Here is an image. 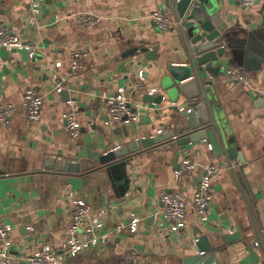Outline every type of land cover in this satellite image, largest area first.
<instances>
[{"label":"crops","instance_id":"obj_1","mask_svg":"<svg viewBox=\"0 0 264 264\" xmlns=\"http://www.w3.org/2000/svg\"><path fill=\"white\" fill-rule=\"evenodd\" d=\"M216 1L234 47L215 64L212 96L239 155L229 164L208 141L179 145L176 135L102 165L99 157L112 145L171 128L165 110L143 106L139 91L157 93L168 60L183 62L177 25L162 30L151 17L159 10L177 20L174 12L164 0H46L38 11L28 0H0V24L9 25L23 43L0 45V101L14 105L9 124L0 126V218L13 226L17 264H31L26 256L44 245L63 247L75 199L90 205L87 227L96 241L67 256L65 264H192L190 259L209 255L198 245L204 236L217 245L209 264H264V0L248 7L240 0ZM81 12L99 20L85 27L75 16ZM77 49L87 56L84 67L73 69ZM227 66L247 71L251 83L229 80ZM57 79H63V89H56ZM30 87L44 96L39 121L26 115L23 95ZM120 90L138 121L111 118V101ZM73 100L81 124L77 138L65 120ZM48 156L80 162L83 170L48 169ZM185 157L196 166L177 177ZM213 163L219 171L206 218L190 207L185 226L173 230L162 194L180 190L191 200ZM134 216L140 218L136 231L113 232ZM230 233L238 235L227 240Z\"/></svg>","mask_w":264,"mask_h":264},{"label":"water","instance_id":"obj_2","mask_svg":"<svg viewBox=\"0 0 264 264\" xmlns=\"http://www.w3.org/2000/svg\"><path fill=\"white\" fill-rule=\"evenodd\" d=\"M164 2L179 21L177 29L182 44L183 62L168 60L159 74V91L155 93L156 91L144 88L139 94L143 106L154 109L156 113L160 109L165 110V123L171 128L135 138L122 145H112L99 157V164L105 165L143 148L174 139L179 145L208 141L216 155H224L229 164H232V159L239 153L237 147L227 140L226 122L222 111L214 104L211 88L213 80L210 77L215 75V64L234 47L233 32L223 21L216 0ZM141 50L148 51L145 48ZM239 158L243 159L242 156ZM46 160V168L58 171L79 172L84 167V164L66 158L48 156ZM237 235L227 234L226 239L231 240ZM198 245L201 251H207L209 255L207 258L196 256L190 259L191 263L209 264L215 257L213 250L217 245L209 244L206 236L199 240Z\"/></svg>","mask_w":264,"mask_h":264},{"label":"built area","instance_id":"obj_3","mask_svg":"<svg viewBox=\"0 0 264 264\" xmlns=\"http://www.w3.org/2000/svg\"><path fill=\"white\" fill-rule=\"evenodd\" d=\"M34 10L38 11L39 7L46 0H28ZM246 7L254 4L256 0H240ZM77 20L85 27L92 26L99 17L87 13H76ZM152 19L155 20L158 27L162 30H170L178 24L175 20L165 12L154 10L151 13ZM0 45L7 48L23 47L20 36L7 24H0ZM87 53L81 50H75L72 54V68L80 69L85 66L84 58ZM60 64L59 62L56 65ZM226 76L231 81H238L243 83H251L252 76L247 71L234 66H227L225 68ZM143 76V74H141ZM64 88L63 79H57L56 89ZM155 90V89H154ZM23 103L26 109V115L31 121H39L43 116L44 96L30 87L24 91ZM71 108L65 113L66 127L70 135L74 138L79 137L81 131V124L78 119L75 101H71ZM14 105L12 103H4L0 101V126L7 125L10 122V117L13 113ZM111 118L116 122H136L139 120V113L134 111L130 102L123 90H120L111 101L110 106ZM196 162L191 157H185L175 169L177 177L182 176L188 170L193 169ZM219 171L217 164H211L206 167L202 175L199 185L191 200L180 190H172L162 194L164 202L163 214L165 218L174 220L172 225L173 230H179L186 224V217L190 207L206 218L207 211L212 199L211 182L213 176ZM91 207L82 199H75L71 206V223L68 227L67 239L63 247L56 251L50 245H44L40 250L33 254L26 256V259L31 264H65L67 256L77 255L79 252L85 250L95 243L96 236L92 227L88 228L87 223L90 220ZM140 218L134 216L128 226L117 225L112 228L113 232L119 233L122 230L136 231L139 227ZM13 230L12 224L0 218V264H17L16 258L12 253V243L10 239Z\"/></svg>","mask_w":264,"mask_h":264}]
</instances>
